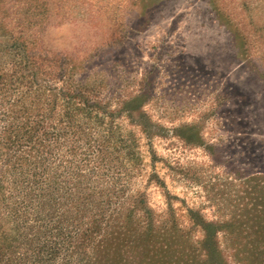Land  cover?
Listing matches in <instances>:
<instances>
[{"label": "rangeland", "instance_id": "374dc122", "mask_svg": "<svg viewBox=\"0 0 264 264\" xmlns=\"http://www.w3.org/2000/svg\"><path fill=\"white\" fill-rule=\"evenodd\" d=\"M24 34L88 88L95 193L70 145L0 159V264H264V0H0L4 58Z\"/></svg>", "mask_w": 264, "mask_h": 264}, {"label": "trees", "instance_id": "16d2710c", "mask_svg": "<svg viewBox=\"0 0 264 264\" xmlns=\"http://www.w3.org/2000/svg\"><path fill=\"white\" fill-rule=\"evenodd\" d=\"M19 36L15 39H21L20 41L14 40L10 44V49L19 51V55L11 59L4 58V54L8 52L1 47L3 43L0 42V121L6 125L3 141H0V159L4 157L3 161L11 168L12 165L15 167L17 164H25L29 157L41 160V157H36L35 154L50 155L62 145H70L68 155L71 159L68 164L71 178L81 186L77 188L84 191L82 197L88 199L92 196L91 193H95L91 189L95 173L87 164L93 163L94 160L90 159V152H86L90 149V138L85 130L89 125L93 126L89 100H86L88 88L71 91L73 82L72 76L68 74L69 63L64 59H49L48 56L36 54L34 45L25 40V34L24 37ZM15 141L20 142L16 144L18 150L12 153L9 150ZM87 146L89 147L83 150ZM97 147L98 159L104 160L108 140L98 143ZM78 198L81 199L80 196ZM66 216L70 217L65 213L64 218ZM73 218L75 220V216ZM151 222L150 216L143 220L141 229L144 234L153 233ZM117 224L116 227L121 231L135 229L133 222L127 219L124 222L117 220ZM107 231V235H113L109 228ZM103 240L106 239L103 237ZM126 241L114 243L111 240L108 249L111 251L117 247V250L121 251L111 259L108 257L106 261L109 264L115 261L118 264H129L133 260L121 254L131 244ZM136 243L137 247L148 248L150 254H145L139 263L135 264H150L149 261H153L150 257V242ZM211 253L215 254L216 251L211 250Z\"/></svg>", "mask_w": 264, "mask_h": 264}]
</instances>
